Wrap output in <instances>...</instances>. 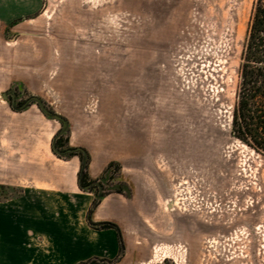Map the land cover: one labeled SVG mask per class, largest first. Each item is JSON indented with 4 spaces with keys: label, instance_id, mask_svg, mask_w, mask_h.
Instances as JSON below:
<instances>
[{
    "label": "rangeland",
    "instance_id": "rangeland-1",
    "mask_svg": "<svg viewBox=\"0 0 264 264\" xmlns=\"http://www.w3.org/2000/svg\"><path fill=\"white\" fill-rule=\"evenodd\" d=\"M37 2L0 25V264H264V154L230 133L255 0ZM13 89L90 161L128 159L132 216L93 220L121 256L87 222L80 157L51 150L61 122Z\"/></svg>",
    "mask_w": 264,
    "mask_h": 264
},
{
    "label": "trees",
    "instance_id": "trees-1",
    "mask_svg": "<svg viewBox=\"0 0 264 264\" xmlns=\"http://www.w3.org/2000/svg\"><path fill=\"white\" fill-rule=\"evenodd\" d=\"M241 60L240 85L237 101L232 111L230 133L264 154V0H255L254 2ZM68 155L80 157L79 187L95 194L86 215L88 224L96 229H114L118 238L117 257L121 256L124 246L119 226L110 221L95 222L92 219L94 210L106 195L117 193L126 198L132 196L131 187L120 177L121 165L116 161H110L98 178H91L88 173L90 157L86 150L82 148V151L69 152L66 156ZM111 182L114 183L109 189L103 188L104 183L109 185ZM85 186L88 188L85 189ZM2 187L0 185V188ZM107 262L111 261H99L94 258L78 264H104Z\"/></svg>",
    "mask_w": 264,
    "mask_h": 264
},
{
    "label": "crops",
    "instance_id": "crops-1",
    "mask_svg": "<svg viewBox=\"0 0 264 264\" xmlns=\"http://www.w3.org/2000/svg\"><path fill=\"white\" fill-rule=\"evenodd\" d=\"M37 8H38L37 0H0V25L13 23L15 18H20L22 16L32 14L37 10ZM52 142H51V150H52ZM111 160H112L111 157L108 158L105 156H98L96 158V160L92 159V161H90L89 167H88V173H89L90 177L95 178L98 175H100L103 172V170L105 169V167L107 166V164ZM120 161H122V160H120ZM127 164H128V159L125 162L122 161V168H121L120 176L124 181H126L127 183L128 182L130 183V187L132 188V197L126 198L123 195L117 194V193H111V194L106 195L105 197L102 198L99 205L94 210V212L92 214L93 220H95V219H111L112 218V219H115L116 221H118L120 223V221L129 220V218L132 216V212L130 210V206L132 204H130V202L136 199V196L138 195L140 188H138V185H136L134 181H131L130 179H128V172H127L128 170H126ZM64 169H65L67 178L71 179L72 175L76 171V168H75V165L73 164V162L70 161L65 166ZM0 172H2L1 169H0ZM84 193H86L85 194L86 196H82L85 200L84 202H90L92 199L90 197L92 193H90V192H84ZM121 199L128 201V212H127L126 208L123 209V207H122L123 202H121L122 201ZM103 210H106V211L103 212ZM17 213L18 214H15V212H14V214L12 216H15V219L19 222L16 223L15 228L13 226L11 231H14V230L18 231V229H19V228H17V226L20 223L21 219H20V217H17V216H20V213L19 212H17ZM97 216H98V218H97ZM8 219H10L8 215L6 217V215L2 216L0 214V229H3L4 232L6 231V227L10 226L7 223ZM59 236L62 238L63 237L67 238L69 240V238L67 236H65L64 234H59ZM67 239H64V240H67ZM68 240H67V242H68ZM112 264H127V263H124L121 261V262H116V263H112ZM128 264H135V263L134 262H128Z\"/></svg>",
    "mask_w": 264,
    "mask_h": 264
},
{
    "label": "water",
    "instance_id": "water-1",
    "mask_svg": "<svg viewBox=\"0 0 264 264\" xmlns=\"http://www.w3.org/2000/svg\"><path fill=\"white\" fill-rule=\"evenodd\" d=\"M2 97L7 100L8 98V92H4L2 93ZM32 102H36L41 110V112L50 118H53L55 120H58L61 122V129L58 131V133L54 136L53 140L61 133L63 132H67L69 129V124L68 121L60 114L50 110L49 108L46 107V105L43 103V101L37 97V96H31L25 104L21 105L20 108H24L27 104H30ZM12 105H14V102L12 101ZM52 150L56 155H59L61 157H65L67 152H77V151H82L81 147H74V148H70L67 151H61L59 150L52 142ZM85 189L88 188V186L84 187Z\"/></svg>",
    "mask_w": 264,
    "mask_h": 264
},
{
    "label": "flooded vegetation",
    "instance_id": "flooded-vegetation-1",
    "mask_svg": "<svg viewBox=\"0 0 264 264\" xmlns=\"http://www.w3.org/2000/svg\"><path fill=\"white\" fill-rule=\"evenodd\" d=\"M18 92L16 89L10 90V92H8V99L10 100L11 106L15 107L18 109V107L20 108L21 105L25 104L26 101L31 97H26L25 99H21L18 96ZM12 101L14 102V105H12ZM28 106V104L25 106V108ZM65 136V133H61L59 134L54 140H53V144L61 151H67L69 148H73L71 146H68L67 144L63 143L62 137ZM69 152H67L68 154Z\"/></svg>",
    "mask_w": 264,
    "mask_h": 264
},
{
    "label": "bare ground",
    "instance_id": "bare-ground-1",
    "mask_svg": "<svg viewBox=\"0 0 264 264\" xmlns=\"http://www.w3.org/2000/svg\"><path fill=\"white\" fill-rule=\"evenodd\" d=\"M245 175V174H244ZM256 179V178H255Z\"/></svg>",
    "mask_w": 264,
    "mask_h": 264
}]
</instances>
